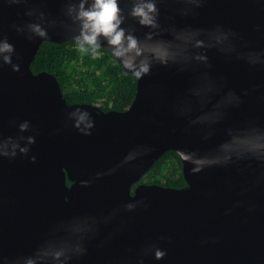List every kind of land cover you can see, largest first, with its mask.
Segmentation results:
<instances>
[{
    "label": "water",
    "instance_id": "1",
    "mask_svg": "<svg viewBox=\"0 0 264 264\" xmlns=\"http://www.w3.org/2000/svg\"><path fill=\"white\" fill-rule=\"evenodd\" d=\"M117 2L121 27L188 59L153 65L127 109L103 111L68 104L53 74L31 68L43 42L79 36V0H0V44L13 47L0 53V264H264V147L249 150L264 145V0H144L156 29L128 15L134 0ZM209 87L222 107L198 102ZM169 150L210 163L192 172L178 155L183 188L139 183Z\"/></svg>",
    "mask_w": 264,
    "mask_h": 264
},
{
    "label": "clouds",
    "instance_id": "2",
    "mask_svg": "<svg viewBox=\"0 0 264 264\" xmlns=\"http://www.w3.org/2000/svg\"><path fill=\"white\" fill-rule=\"evenodd\" d=\"M69 13L75 12V19L80 22V34L76 37V43L81 52H91L93 56L98 54L97 50L101 47L100 38L103 37L106 40L109 50L114 58L119 60L126 70L125 74L131 73V75L140 80L144 76L148 75L153 65L168 66L169 64H178L187 61L188 56L184 55L181 59H177V53L172 49L175 45L171 41L159 40L152 44L141 42V40L132 34V31L121 27L124 23L125 16L124 11L118 5L117 0H79L78 4L70 5L68 9ZM157 8L154 2H144V0H134L128 15L138 22L142 27L156 29L159 27L156 21ZM30 30L39 37H45L46 33L38 24H29ZM199 29L192 30L184 33L186 41L190 42L193 36L200 34ZM176 38H180L177 36ZM151 39V35L148 36ZM219 43V41H217ZM88 46V47H86ZM194 48H215L216 44L205 45L203 40H196ZM219 51H224L223 48H219ZM13 51L12 45L8 43L0 44V53H11ZM193 59L197 61L207 62V56L205 54H195ZM5 63H11L9 56H4ZM250 63L255 64V60H251ZM13 70H18V65L13 66ZM180 70H183L181 68ZM216 89L212 87L207 88L200 100L198 101L202 106L211 104L213 109H218L225 104L224 97L220 100L212 103V95H214ZM227 96H235L232 92L227 93ZM239 103V100H238ZM88 113H82L75 127L79 128L81 123H84L88 117ZM21 130L27 127V124H22ZM92 127V124L85 123V128ZM32 138H29V143H33ZM15 148L16 145H13ZM264 145L253 144L250 147V151H256ZM22 153H26V148H21ZM6 154V153H5ZM13 155L15 153L13 152ZM181 159L188 163H193L197 167L193 168L192 172H197L201 167L210 163L205 159H193L192 154H186L183 151H179ZM35 159L34 157L32 158ZM131 207V205H129ZM61 253H54V256L58 258ZM157 260L162 259L165 253L157 249L154 253ZM31 264V262H29Z\"/></svg>",
    "mask_w": 264,
    "mask_h": 264
},
{
    "label": "trees",
    "instance_id": "3",
    "mask_svg": "<svg viewBox=\"0 0 264 264\" xmlns=\"http://www.w3.org/2000/svg\"><path fill=\"white\" fill-rule=\"evenodd\" d=\"M97 52L96 56L81 52L76 40L72 39L61 43L43 42L31 68L34 73L47 71L53 74L68 104L86 103L99 106L103 111H123L133 101L136 79L131 73L125 74L122 64L111 52L104 48ZM139 183L185 187L178 154L173 150L166 151Z\"/></svg>",
    "mask_w": 264,
    "mask_h": 264
},
{
    "label": "flooded vegetation",
    "instance_id": "4",
    "mask_svg": "<svg viewBox=\"0 0 264 264\" xmlns=\"http://www.w3.org/2000/svg\"><path fill=\"white\" fill-rule=\"evenodd\" d=\"M70 184V183H69ZM137 185V184H136ZM133 187H135V186H133Z\"/></svg>",
    "mask_w": 264,
    "mask_h": 264
}]
</instances>
